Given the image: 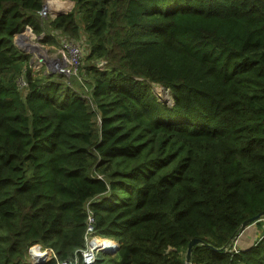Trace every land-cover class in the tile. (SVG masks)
<instances>
[{"label": "trees", "instance_id": "16d2710c", "mask_svg": "<svg viewBox=\"0 0 264 264\" xmlns=\"http://www.w3.org/2000/svg\"><path fill=\"white\" fill-rule=\"evenodd\" d=\"M70 1L0 0V264L73 259L89 214L119 243L95 264H187L193 239L190 264H264V237L228 252L264 217V0ZM27 27L85 32L84 82L35 75Z\"/></svg>", "mask_w": 264, "mask_h": 264}, {"label": "rangeland", "instance_id": "374dc122", "mask_svg": "<svg viewBox=\"0 0 264 264\" xmlns=\"http://www.w3.org/2000/svg\"><path fill=\"white\" fill-rule=\"evenodd\" d=\"M43 1H44L43 6H48L49 9L51 8L47 16H45L44 18L41 17L46 21H51L61 14H67L71 12L75 7L74 2H71L70 0H43ZM26 33H30L31 37H27L25 35ZM51 33H52L51 36L54 35V37L55 36L57 37L58 35V39L56 38L57 41H49V42L44 41L43 38L47 36L46 33L38 36L34 33L33 30H31L30 27L25 28L21 33H19L23 36H20L19 34L15 36L14 40L15 43H17L16 45H18L17 47L24 54L29 56L28 64L29 66L32 67L33 72H35V75H45V74L57 75V73L52 70V67L57 64H68L69 61L68 55L61 53V42L63 39L65 40L67 36L71 40L76 42L80 40L81 41L80 45L83 48H84V44L86 45V47H90L88 42V35L85 32H82L81 39H73V37L71 38V36L69 35L65 36V34L63 35V33H61V31H52ZM87 50H89V48ZM86 55L81 60V64L79 65L77 76H75L76 74L70 76H64L65 81H67L68 83L70 82V84L76 87H78L81 84V80L84 82V76L80 74H82L85 70L88 69L87 65L89 62L86 60L87 59ZM96 66L101 68V64L99 62L96 64ZM20 84H21V86H19L20 90L24 92L26 86H23L24 85L23 81H20ZM82 91L83 88L81 89V92ZM154 92L159 97L160 100L168 104H172V97L170 95V92L164 90L160 86L154 87Z\"/></svg>", "mask_w": 264, "mask_h": 264}, {"label": "built area", "instance_id": "2783aa9c", "mask_svg": "<svg viewBox=\"0 0 264 264\" xmlns=\"http://www.w3.org/2000/svg\"><path fill=\"white\" fill-rule=\"evenodd\" d=\"M51 9V8H50ZM48 6H43L41 11L39 12L40 17L44 18L49 14L50 11ZM32 30V29H31ZM68 39V40H67ZM80 41V40H79ZM73 41L69 37H66V39L62 40L61 42V53L68 55L69 61L68 64H57L52 67V70L55 71L59 75L63 76H70L73 74H78V68L81 64L82 58L86 55V53H89V50H87L89 47H86L84 44V48L80 45L81 41ZM101 64L100 69H105L106 67V61L99 60L95 62V65L97 63ZM99 68V67H98ZM20 81H23V86L27 85V82L24 78L19 79V86H21ZM82 97L89 99L88 94L83 93ZM94 217L92 214L88 215V225L84 236V248L79 251L76 256L68 261H57V264H80L81 262L83 264H95L101 254H112L119 248V243L108 239L101 237L95 233L94 229ZM260 223L261 226H259L260 234L258 235L257 241H260L264 237V217L259 219L254 224ZM241 233L237 235L234 242L228 249V252L231 254H240L241 247L239 244V239L241 237ZM38 251V252H35ZM50 257H56L54 250L50 248H43L41 245H35L30 248L29 250V257L28 261L31 264H36L39 261L46 262L49 261Z\"/></svg>", "mask_w": 264, "mask_h": 264}, {"label": "crops", "instance_id": "0c3cea01", "mask_svg": "<svg viewBox=\"0 0 264 264\" xmlns=\"http://www.w3.org/2000/svg\"><path fill=\"white\" fill-rule=\"evenodd\" d=\"M259 234V226H257L256 224H252L247 227L242 232L241 237L239 239L241 250L243 251L252 247L256 243Z\"/></svg>", "mask_w": 264, "mask_h": 264}, {"label": "water", "instance_id": "95a60500", "mask_svg": "<svg viewBox=\"0 0 264 264\" xmlns=\"http://www.w3.org/2000/svg\"><path fill=\"white\" fill-rule=\"evenodd\" d=\"M21 35V34H19ZM17 44V43H15ZM18 46V45H17ZM261 218V216H257L255 218H252L250 220H247L244 222V224L242 225V230L239 232H243L247 227H249L250 225L256 223L257 221H259V219ZM200 243V240L199 239H193L190 244H189V247H188V250H187V256H186V262L187 264H190V261H191V254H192V249L194 246L198 245ZM41 261H39L38 263L36 264H40Z\"/></svg>", "mask_w": 264, "mask_h": 264}, {"label": "bare ground", "instance_id": "6f19581e", "mask_svg": "<svg viewBox=\"0 0 264 264\" xmlns=\"http://www.w3.org/2000/svg\"><path fill=\"white\" fill-rule=\"evenodd\" d=\"M35 252H38V251H35Z\"/></svg>", "mask_w": 264, "mask_h": 264}]
</instances>
